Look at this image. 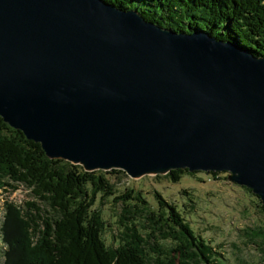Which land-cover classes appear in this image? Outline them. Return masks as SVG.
Here are the masks:
<instances>
[{"label":"water","instance_id":"obj_1","mask_svg":"<svg viewBox=\"0 0 264 264\" xmlns=\"http://www.w3.org/2000/svg\"><path fill=\"white\" fill-rule=\"evenodd\" d=\"M0 119L49 160L227 173L264 206V58L101 0H0Z\"/></svg>","mask_w":264,"mask_h":264},{"label":"trees","instance_id":"obj_2","mask_svg":"<svg viewBox=\"0 0 264 264\" xmlns=\"http://www.w3.org/2000/svg\"><path fill=\"white\" fill-rule=\"evenodd\" d=\"M101 1L119 10H134L158 27L184 34L198 29L264 58V0ZM183 173L199 172L175 170L166 176L176 183ZM119 174L123 173L84 172L77 165L49 160L38 144L0 119V187L15 190L22 185L44 208L29 203L25 209L32 213L22 217L11 204L5 206L0 222V240L6 246L2 264H212L213 252L207 242L158 193H154L155 207L130 189L115 196L107 176ZM96 194L120 201L122 207L120 231L112 246L101 235V216L93 209ZM144 222L150 224L149 232H145ZM154 234L163 246L155 243L158 254L150 256L153 252L144 250V238Z\"/></svg>","mask_w":264,"mask_h":264},{"label":"rangeland","instance_id":"obj_3","mask_svg":"<svg viewBox=\"0 0 264 264\" xmlns=\"http://www.w3.org/2000/svg\"><path fill=\"white\" fill-rule=\"evenodd\" d=\"M217 174L212 178L201 172L183 173L176 183H172L166 175L129 179L119 174L107 176V179L113 185L115 196L124 195V191L130 189L139 193L147 205L155 207L154 193H158L167 203L176 206L193 232L212 249V264H264V210L259 199L247 189L229 182L227 173ZM95 198L93 209L101 216L102 238L107 246H112L120 231V201L100 198L98 194ZM29 203L35 205L37 201L24 186L18 185L15 190L0 187V222L6 205L11 204L24 217L23 213H32L31 209H25ZM37 204L43 208L40 203ZM143 225L145 232H149L150 224L144 222ZM140 233L143 237V231ZM32 237L31 241L34 240ZM157 238V234L147 240L144 238L147 242L144 250L153 252L150 256L158 254L155 243L163 246ZM5 250L6 246L0 240V264L3 263Z\"/></svg>","mask_w":264,"mask_h":264}]
</instances>
